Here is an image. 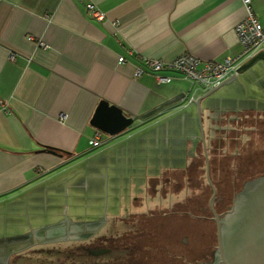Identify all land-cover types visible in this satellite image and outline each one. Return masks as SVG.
Instances as JSON below:
<instances>
[{
	"label": "crops",
	"instance_id": "obj_1",
	"mask_svg": "<svg viewBox=\"0 0 264 264\" xmlns=\"http://www.w3.org/2000/svg\"><path fill=\"white\" fill-rule=\"evenodd\" d=\"M88 2L104 18L94 16ZM249 7L264 28V0H250ZM245 11L242 0H0V204L14 212L24 208L30 220L36 218L34 229L41 230L58 224L53 214L50 222L42 221L43 208L69 204L70 188H87L92 179L103 182L107 159L120 153L125 136L109 135L91 123L102 99L139 113L185 93L136 120L128 137L137 133L139 156L145 151L147 158L155 154L166 161L162 168L170 169L171 182L187 203L180 212H188L194 165H201L197 172L206 176L204 151L211 153H206L209 177L241 173L239 161L246 159L251 167L242 173L262 167L264 161L251 160L264 156V107L250 106V92H264L261 61L207 96L208 90H194V81L179 71L153 72L144 64L145 59L168 62L187 53L201 62L240 55L234 26ZM260 50L264 43L254 54ZM137 67L142 72L135 75ZM157 75L169 80L158 82ZM201 96L198 121L205 148L191 108ZM209 101L213 105L204 107ZM97 132L100 141L92 144ZM147 137L152 146L142 142ZM174 159L188 162L174 164ZM72 172L85 178L74 182ZM167 181H158L161 195L170 190ZM185 184L188 195L183 197ZM86 232L79 230L76 237L94 234Z\"/></svg>",
	"mask_w": 264,
	"mask_h": 264
},
{
	"label": "rangeland",
	"instance_id": "obj_2",
	"mask_svg": "<svg viewBox=\"0 0 264 264\" xmlns=\"http://www.w3.org/2000/svg\"><path fill=\"white\" fill-rule=\"evenodd\" d=\"M192 84L194 90H202V87L195 82H192ZM254 91L250 92L253 99L250 101V106L259 110L264 107V92L258 88ZM208 104L213 105V101L204 103L203 106L205 107ZM191 108L192 113H194L193 117L196 120L197 133L200 134L201 128L198 121L197 107L191 105ZM133 126L131 125L122 131L120 135L125 136L123 143L117 149L120 153L107 159L108 171L103 176V182L102 179H99V182L96 183L92 179V175L89 174V180L92 179L89 182V187L70 188L69 204L68 202L65 206L56 204L42 209L40 215L43 222H50L51 214H53L55 218H58L56 219L58 224H50L53 226H46L41 230L34 229V225L37 223L36 218L33 216L30 217V220L27 212H24V208H16L17 212H14V209L10 210L9 207L0 204V255L72 251L82 243H86L90 236L89 232H94L93 235L96 238L98 236L104 237L102 242L99 243L102 246L112 247L115 244L158 246L164 233L179 220H199L208 223L209 231L213 230L216 236L214 223L211 220L197 219L189 216L186 212L179 211L185 208L187 203L180 200L182 195L180 196L179 193L181 191L175 187L174 182L172 184L171 174H169L170 169L163 170L162 167L164 166L161 163L166 161L164 159L163 161L159 160L155 154L147 158L145 151L140 156L137 154V133L128 138L133 134V130L137 128V126ZM142 142L145 145L152 146L154 144L151 137H147ZM153 151L151 149L149 153ZM207 153L210 157L211 153L209 151ZM189 155L190 158L193 155L191 150ZM263 157L251 161L254 164L261 163L260 161H264ZM246 160L239 161V166L243 171L244 168L251 167L248 162L246 163ZM183 161L188 162V159L173 160L174 164ZM221 162L224 164V160ZM215 170L217 171L214 168L213 171ZM220 171L227 172L228 169L221 167ZM79 174L72 172L69 176H74V182H78L85 178L83 174ZM228 177V175H216L214 181L219 184V188H223L228 183ZM164 178L168 179L166 184H168L170 190L161 195L160 187L163 186L158 181ZM234 183V187H236L238 185L237 178L234 179ZM69 185L73 186V182ZM171 188L173 189L171 190ZM187 189L188 187L185 184L183 197L188 195ZM234 191L235 189L232 190V192ZM220 193L221 191H216L215 198ZM192 203L193 198L191 196L189 197V206ZM31 210L32 208H30ZM60 212L62 213L61 216H57V213ZM216 212L219 214L218 210ZM210 216H213V213ZM82 220H85L86 223H78ZM79 230L87 231L86 235L89 236L87 238H77V231ZM18 236H22L21 238L25 240L17 239ZM110 237H113V240ZM106 238L109 240H105ZM52 240L56 242L53 246L54 249L51 250L46 246L53 243H47L45 249L38 248L43 246L42 241L49 242Z\"/></svg>",
	"mask_w": 264,
	"mask_h": 264
},
{
	"label": "water",
	"instance_id": "obj_3",
	"mask_svg": "<svg viewBox=\"0 0 264 264\" xmlns=\"http://www.w3.org/2000/svg\"><path fill=\"white\" fill-rule=\"evenodd\" d=\"M259 61L264 64L263 50L240 64L234 73L204 96L232 81L237 74L252 72V67ZM184 96V92L177 93L139 113L125 112L121 106L102 99L91 123L109 135H116L136 120H143ZM202 97L192 100L199 119ZM201 138L205 148L202 129ZM206 153L204 151L206 178L212 189L209 207L216 225V236L210 235L208 223L179 220L164 233L158 246H112L0 255V264H264V171L238 178L235 191L228 193L218 214L213 206L216 190L209 177Z\"/></svg>",
	"mask_w": 264,
	"mask_h": 264
},
{
	"label": "built area",
	"instance_id": "obj_4",
	"mask_svg": "<svg viewBox=\"0 0 264 264\" xmlns=\"http://www.w3.org/2000/svg\"><path fill=\"white\" fill-rule=\"evenodd\" d=\"M245 7L244 16L235 24L234 30L239 42L243 47V51L236 57H227L222 61H206L201 62L198 58L191 54H183L171 61L164 62L160 59H145L144 64L153 72H157L164 67H168L179 71L184 76L203 89L209 90L220 84L230 74L234 73L237 67L247 58L251 57L259 50L264 43V28L251 12L249 3L250 0H242ZM88 7L92 14L98 18H104V14L100 12L92 2H88ZM44 45V44H42ZM14 58V54L11 55ZM124 58L120 57V62ZM142 72L141 67H137L135 75ZM158 82H166L169 80L165 76H156ZM100 141V132H97L92 144H97Z\"/></svg>",
	"mask_w": 264,
	"mask_h": 264
},
{
	"label": "trees",
	"instance_id": "obj_5",
	"mask_svg": "<svg viewBox=\"0 0 264 264\" xmlns=\"http://www.w3.org/2000/svg\"><path fill=\"white\" fill-rule=\"evenodd\" d=\"M204 162V161H203ZM204 164V163H203ZM201 166V165H200ZM199 165H194V169L191 171L189 177H190V191H189V197L192 196L193 198V203L190 204V206L188 205L187 207V214L191 217L194 218H203L204 220H211L214 223V227H215V231H216V226H215V222L212 219V216H210L212 214L211 209L209 207V197L211 195V187L206 179L205 174L202 173H198L197 169L200 168ZM264 171V165L262 167L257 168L256 170H252L250 173H238L236 175H228V183L226 185H224L223 188H219V184L214 181V179H216V175L213 173L210 174V178L212 180V182L214 183V185L216 186V191H221L220 194H218V196H216L215 200H214V209L219 212V207H222V203L224 201V199L227 197L228 193L230 191H232L233 189H235V183H234V179L237 178H243L255 173H259ZM211 232V236H215V233L213 232V230L210 231Z\"/></svg>",
	"mask_w": 264,
	"mask_h": 264
},
{
	"label": "flooded vegetation",
	"instance_id": "obj_6",
	"mask_svg": "<svg viewBox=\"0 0 264 264\" xmlns=\"http://www.w3.org/2000/svg\"><path fill=\"white\" fill-rule=\"evenodd\" d=\"M102 238H104V237H95L94 235H92V236H89L88 237V239H87V241H86V243H82L80 246H78V247H76L75 248V250H80V249H87V248H98V247H111V246H102V245H100L99 243H101L102 242ZM112 240H113V237H110ZM23 240H25V239H23ZM105 240H109V239H105ZM41 243H43L42 245L43 246H40V247H38V248H46L45 247V245L48 243H53L52 245H46L47 246V248H49V249H54L53 248V246L55 245V240H52V241H42ZM45 243V244H44ZM112 246H126V245H122V244H115V245H112ZM33 249H35V248H33ZM69 251H71V250H69Z\"/></svg>",
	"mask_w": 264,
	"mask_h": 264
}]
</instances>
